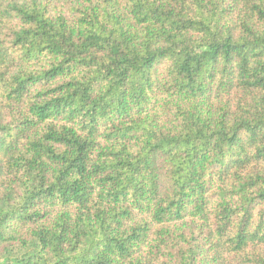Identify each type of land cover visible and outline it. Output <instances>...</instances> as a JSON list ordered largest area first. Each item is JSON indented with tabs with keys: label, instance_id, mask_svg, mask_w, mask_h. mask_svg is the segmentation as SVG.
Wrapping results in <instances>:
<instances>
[{
	"label": "trees",
	"instance_id": "obj_1",
	"mask_svg": "<svg viewBox=\"0 0 264 264\" xmlns=\"http://www.w3.org/2000/svg\"><path fill=\"white\" fill-rule=\"evenodd\" d=\"M0 264H264V0H0Z\"/></svg>",
	"mask_w": 264,
	"mask_h": 264
}]
</instances>
